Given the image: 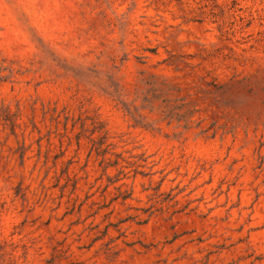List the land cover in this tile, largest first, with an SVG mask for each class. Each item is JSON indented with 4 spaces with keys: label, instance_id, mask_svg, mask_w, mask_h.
<instances>
[{
    "label": "rangeland",
    "instance_id": "obj_1",
    "mask_svg": "<svg viewBox=\"0 0 264 264\" xmlns=\"http://www.w3.org/2000/svg\"><path fill=\"white\" fill-rule=\"evenodd\" d=\"M0 264H264V0H0Z\"/></svg>",
    "mask_w": 264,
    "mask_h": 264
}]
</instances>
